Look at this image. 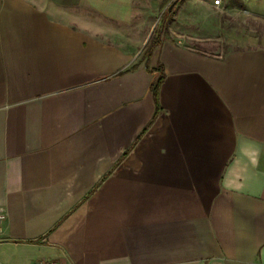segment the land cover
Returning <instances> with one entry per match:
<instances>
[{
  "label": "crops",
  "instance_id": "0c3cea01",
  "mask_svg": "<svg viewBox=\"0 0 264 264\" xmlns=\"http://www.w3.org/2000/svg\"><path fill=\"white\" fill-rule=\"evenodd\" d=\"M137 2L0 0V264H264V48L145 59Z\"/></svg>",
  "mask_w": 264,
  "mask_h": 264
},
{
  "label": "rangeland",
  "instance_id": "374dc122",
  "mask_svg": "<svg viewBox=\"0 0 264 264\" xmlns=\"http://www.w3.org/2000/svg\"><path fill=\"white\" fill-rule=\"evenodd\" d=\"M146 30L144 54L162 26L177 42L208 54L264 48V0H139ZM176 1V2H175ZM174 4L171 10L169 8Z\"/></svg>",
  "mask_w": 264,
  "mask_h": 264
},
{
  "label": "trees",
  "instance_id": "16d2710c",
  "mask_svg": "<svg viewBox=\"0 0 264 264\" xmlns=\"http://www.w3.org/2000/svg\"><path fill=\"white\" fill-rule=\"evenodd\" d=\"M163 24H165V18L162 19L161 28L156 32L155 37L152 39L151 43L149 44L145 52V55H144L145 59L151 58L155 48L159 46L163 42V40L171 39L169 31L164 27ZM153 71L157 74V77L151 86V90L153 94L157 97L159 88L164 80V70H163L162 65H160L157 68H155Z\"/></svg>",
  "mask_w": 264,
  "mask_h": 264
},
{
  "label": "built area",
  "instance_id": "2783aa9c",
  "mask_svg": "<svg viewBox=\"0 0 264 264\" xmlns=\"http://www.w3.org/2000/svg\"><path fill=\"white\" fill-rule=\"evenodd\" d=\"M220 3V0H216L215 4L218 5ZM5 219V213L3 210H0V225ZM33 264H66L64 262H61L59 260H54V259H42L38 260Z\"/></svg>",
  "mask_w": 264,
  "mask_h": 264
},
{
  "label": "water",
  "instance_id": "95a60500",
  "mask_svg": "<svg viewBox=\"0 0 264 264\" xmlns=\"http://www.w3.org/2000/svg\"><path fill=\"white\" fill-rule=\"evenodd\" d=\"M176 2V1H175ZM175 2L171 5V7L169 8V10H171L172 9V7L174 6V4H175Z\"/></svg>",
  "mask_w": 264,
  "mask_h": 264
}]
</instances>
